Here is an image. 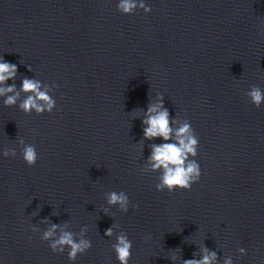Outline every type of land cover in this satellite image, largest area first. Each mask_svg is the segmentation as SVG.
Wrapping results in <instances>:
<instances>
[{"label": "clouds", "instance_id": "obj_1", "mask_svg": "<svg viewBox=\"0 0 264 264\" xmlns=\"http://www.w3.org/2000/svg\"><path fill=\"white\" fill-rule=\"evenodd\" d=\"M143 9L145 13H149L151 8L144 3H137V0H119L117 10L124 15H131L137 9ZM30 70V69H29ZM18 71V67L14 63H9L3 59H0V97H6L3 101L7 107L14 106L19 99V92L16 91V85H8L7 81L14 80ZM42 84L35 79L24 78L20 86V92L26 94V98L20 103L19 108L25 113H31L35 111L37 114H42L45 111L51 113L56 106V101L53 100L45 91L41 90ZM250 98L253 105L260 107L264 103V91L257 86H252L246 93ZM146 127L144 128V138L146 140H153L160 138L166 141L161 144H153L152 152L149 157L153 170L163 169V174L160 178V184L156 185L157 191H163L167 189L169 192H173L177 189L190 190L192 185L196 183L201 177V170L199 164L193 160L188 161L189 155L192 157L197 156V148L199 141L193 134L191 125L184 123L176 132L177 143L167 142L171 139L172 128L170 127L169 112L163 108L162 103L158 105H150L146 118L142 121ZM23 143V141H21ZM16 150L4 151V157H15ZM21 155L24 162L28 166H34L39 159L38 152L35 145H25L21 150ZM109 205H118L119 209L123 213H127L129 210V197L128 195L120 191L119 193L112 191L107 196ZM58 225L53 224L50 230L43 234L42 240L49 241L58 228ZM113 235V229L109 228L105 232V236L111 237ZM150 238V237H149ZM51 250L56 253H63L65 247L69 249L68 259L75 261L78 255H83L87 250L92 247V243L89 240L81 239L78 242L74 240L71 232L61 230V234L58 238L52 240L49 244ZM116 258L119 264H128L132 258V242L128 238L126 233H122L117 236V243L113 246ZM206 253L202 259H187L183 260V264H212L216 259V253H208L207 249H203ZM240 252L245 253V249L241 248ZM171 260L177 259L173 254L170 257ZM225 264H231L228 260Z\"/></svg>", "mask_w": 264, "mask_h": 264}]
</instances>
